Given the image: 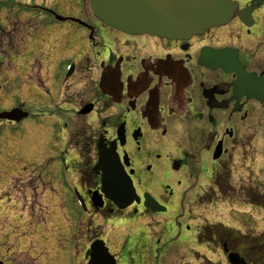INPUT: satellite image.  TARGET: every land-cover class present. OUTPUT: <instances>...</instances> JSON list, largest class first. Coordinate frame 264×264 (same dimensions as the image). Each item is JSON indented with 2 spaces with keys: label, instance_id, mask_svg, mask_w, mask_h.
<instances>
[{
  "label": "flooded vegetation",
  "instance_id": "1",
  "mask_svg": "<svg viewBox=\"0 0 264 264\" xmlns=\"http://www.w3.org/2000/svg\"><path fill=\"white\" fill-rule=\"evenodd\" d=\"M85 1L73 11L75 2L65 0L62 12L81 16L73 14L86 26L61 24L52 8H0L7 39L0 41V114L16 108L26 115L20 122L0 119V177H26L31 193L0 205V264H39L42 238L48 246L54 236L62 242L61 264H72L76 250L89 264L101 242L119 263L132 252L133 264H150L148 228L165 224L172 233L180 205L184 219L197 223L195 237L188 223L178 235L185 243L200 242L222 256L221 264H229L228 254L264 264V232L254 236L248 223L242 232L211 218L218 205L264 212V103L235 93L238 76L225 70L230 63L219 66L236 55L247 73L264 76V0H238L226 26L186 41L113 31ZM17 23L20 51L12 56L8 39ZM102 151H112L131 179L135 197L128 207L104 197L99 208L91 205L103 188ZM75 188L82 211L70 195ZM145 195L163 213L146 208ZM49 215L52 236L45 237Z\"/></svg>",
  "mask_w": 264,
  "mask_h": 264
},
{
  "label": "water",
  "instance_id": "2",
  "mask_svg": "<svg viewBox=\"0 0 264 264\" xmlns=\"http://www.w3.org/2000/svg\"><path fill=\"white\" fill-rule=\"evenodd\" d=\"M93 15L107 26L127 34H149L167 39H186L206 29L225 24L234 10L232 0H90ZM239 76L236 90L258 101L264 100V78L246 75L236 63L232 68ZM6 117V116H5ZM12 119V116H8ZM111 171V165L108 168ZM110 174V173H108ZM106 184H113L111 175ZM117 184V183H116ZM123 188H104L112 200L121 197L127 205L132 197L128 181H118ZM106 264H115L112 257L103 253ZM107 255V256H106ZM94 264L93 260H90Z\"/></svg>",
  "mask_w": 264,
  "mask_h": 264
},
{
  "label": "rangeland",
  "instance_id": "3",
  "mask_svg": "<svg viewBox=\"0 0 264 264\" xmlns=\"http://www.w3.org/2000/svg\"><path fill=\"white\" fill-rule=\"evenodd\" d=\"M3 1H10V0H3ZM13 1V0H11ZM33 2V1H37L40 2L41 6H43L44 8H52L56 11L57 14L59 15H63L65 17L68 18H73L72 16H74L72 14H65L62 12V9H64L66 7V3L65 0L63 2V0H49V2L51 3L49 6L48 4L41 2L42 0H15V2ZM44 1V0H43ZM78 3L77 4V8L82 9V4H81V0H73V2ZM53 2V3H52ZM72 2V3H73ZM16 3V6L13 8H18V4ZM48 3V2H47ZM74 4V3H73ZM32 5H38L37 3H33ZM69 5V4H68ZM75 6V5H73ZM22 8V7H21ZM74 10H78V9H73ZM71 13V11H69ZM264 13V11H263ZM81 19H83L81 16L79 15H75ZM39 22H37L36 24H38ZM54 24H58L56 22H52ZM64 25H73L71 23H61ZM19 23H17L18 26V32H14L11 34V37L8 39L12 41V50H13V54L18 53L20 51V43H19ZM7 40L5 37H3V33L0 34V41H4ZM18 50V51H16ZM0 52H2V45L0 44ZM259 116H260V120L263 118L260 115L259 112ZM261 127L260 133L262 134L263 132V128L264 126L260 123L259 125ZM264 143V142H263ZM263 143L261 144V146H263ZM263 166H264V161H263ZM10 177H15V176H6V177H0V183L4 184L5 181L4 180H8V185L7 183L5 185H2V189L0 187V198L2 199V204L3 205H7L8 204V197H6V195L11 193L12 197H13V202L18 200H26V199H30L31 197V193L29 191H25V180L26 177H19L15 178V179H10ZM10 179V180H9ZM14 187L17 188V191L15 192L14 190H12ZM5 190H7L5 192ZM6 194V195H5ZM10 200V199H9ZM212 210H214V215L211 216V218L213 220H218L221 221L223 224L227 225L228 227H233V228H238L240 229L242 232H245L243 229V226L245 223H248L250 226V229H252L251 233L254 236H258L257 234H260V232H264V212H260L259 210H257V208L255 209L254 207H247L246 205H218L215 208H212ZM186 206H181L180 208H176L175 212L177 217H175V222L176 224L181 225L183 222V228L185 226L186 223L190 224L191 227H193V230L195 232L196 226L195 224H197L196 222H187L186 219H184L185 214H186ZM194 212H201L199 209H195L193 210ZM32 212H26L25 217H28L29 215L34 217V215L31 214ZM76 214V211H75ZM45 215V214H43ZM182 215V218H179ZM29 216V217H30ZM46 216V215H45ZM44 216L43 219H45L46 217ZM32 222L33 223H38L40 220L39 218L35 217L32 218ZM50 218H48L49 220H45V221H52V216H49ZM74 217H78V216H74ZM165 218V217H164ZM163 217L161 216H156L155 219L158 220L159 222H163L164 220ZM77 225H79V222L77 219H75ZM248 221V222H247ZM1 223L3 222V220L0 221ZM176 224L174 225L173 231L175 233V236H171L170 234V227L168 226H154L153 228L150 227L148 228V232L153 234V244H154V254L155 255H151L148 260H150V264H206V262L204 261V263L202 262V258L200 257H196L195 255H191V252H197L199 251V254H205V256L208 257V260L213 264H221V262L223 261V258L214 253L213 251H210L209 249H205V248H197V245L194 246L191 242H184V240L181 237H177V235H182L183 233L180 234V227H176ZM3 227V224L0 225V229ZM29 229V225L27 227ZM49 225H46L45 228H42L44 230V236H52L51 232L48 230ZM247 229H249V227H246ZM5 232L4 231L1 235L3 237H5ZM196 233V232H195ZM25 236L29 237L26 232H25ZM119 238L117 239L118 241H120L123 238V233H120V235H118ZM14 238V237H13ZM57 236H54V244H50L47 246L46 243V239L43 237L42 238V243L43 246L41 247L43 250L39 257L36 259L39 261V264H52L53 262H58L59 264L62 263L63 261V256H62V252L61 249L62 248V242L61 240L58 242V240L56 239ZM200 243V242H199ZM116 248L118 247L117 244L115 245ZM207 254V255H206ZM197 255V254H196ZM132 256L130 258V256H124L121 260V264H131V260H132ZM201 261H200V260ZM72 264H82V255L81 253L76 250L73 254L72 257Z\"/></svg>",
  "mask_w": 264,
  "mask_h": 264
}]
</instances>
